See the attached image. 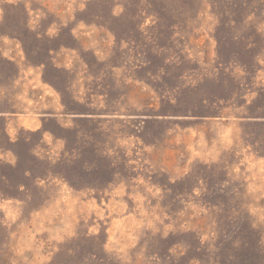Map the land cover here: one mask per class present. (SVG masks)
I'll return each mask as SVG.
<instances>
[{"label": "rangeland", "instance_id": "374dc122", "mask_svg": "<svg viewBox=\"0 0 264 264\" xmlns=\"http://www.w3.org/2000/svg\"><path fill=\"white\" fill-rule=\"evenodd\" d=\"M0 264H264V0H0Z\"/></svg>", "mask_w": 264, "mask_h": 264}]
</instances>
